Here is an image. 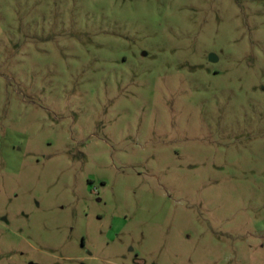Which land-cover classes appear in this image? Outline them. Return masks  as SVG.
Returning <instances> with one entry per match:
<instances>
[{
  "label": "rangeland",
  "instance_id": "374dc122",
  "mask_svg": "<svg viewBox=\"0 0 264 264\" xmlns=\"http://www.w3.org/2000/svg\"><path fill=\"white\" fill-rule=\"evenodd\" d=\"M0 264H264V0H0Z\"/></svg>",
  "mask_w": 264,
  "mask_h": 264
}]
</instances>
